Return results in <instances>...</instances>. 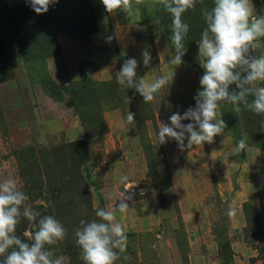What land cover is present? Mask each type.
Returning a JSON list of instances; mask_svg holds the SVG:
<instances>
[{"label":"rangeland","instance_id":"rangeland-1","mask_svg":"<svg viewBox=\"0 0 264 264\" xmlns=\"http://www.w3.org/2000/svg\"><path fill=\"white\" fill-rule=\"evenodd\" d=\"M60 1L61 12L67 5L76 18L90 20L78 0ZM94 1L100 8L86 0V9L95 8L100 30L84 36L60 32L58 49L46 40L30 49L22 44L26 37H16L11 20L16 14L11 10L28 4L0 0V182L14 177L28 195L29 169L18 157L26 148L41 164V174L37 168L32 176L56 181L55 174L48 176L54 161L60 163L56 150L86 138L90 156L81 171L93 209L115 211L120 200L129 198L124 201L129 210L116 212L127 232L126 251L116 264H264V115L235 112L225 103L218 110L227 123L224 135L183 151L171 139L160 144L157 135L160 122L170 123L174 112L195 107L204 73L198 55L206 27L201 11L183 16L189 33L184 63L176 67L168 63L174 54L172 17L162 5L134 2L133 14L125 16L108 14L101 0ZM252 3L256 14L264 15V0ZM145 49L152 57L149 68L142 62ZM260 52L264 44L253 54ZM129 58L137 59V77L145 76L149 84L174 72L170 86L144 103L135 89L120 83L121 65ZM86 78L81 89L77 83ZM128 112L135 113V127L126 123ZM96 115L107 132L85 135L84 122ZM244 137L246 149L234 155ZM32 163L25 161L26 167ZM123 176L131 188L121 182ZM61 201L68 203L65 197ZM50 202L49 197H30L26 204L36 209ZM29 225L25 233H34ZM67 239L49 247L55 256L66 257V264H83L81 249L75 241L74 248L64 245Z\"/></svg>","mask_w":264,"mask_h":264},{"label":"clouds","instance_id":"clouds-1","mask_svg":"<svg viewBox=\"0 0 264 264\" xmlns=\"http://www.w3.org/2000/svg\"><path fill=\"white\" fill-rule=\"evenodd\" d=\"M38 15L47 13L59 0H25ZM141 5L144 0H101L108 14H133V5ZM172 17L171 42L174 45L168 63L180 66L186 53L184 41L189 33V24L183 19L185 13L194 10L204 0H155ZM202 15L206 27L198 42V55L204 73L199 80L200 89L194 96L195 107H189L183 114L174 112L170 123L160 122L158 138L160 144L169 139L177 142L183 151L194 145L213 144L216 136H223L226 121L218 110L230 104L235 112L244 109L257 115H264V52L253 53L264 44V15H257L252 0H213L211 9L203 8ZM111 35L106 37L111 42ZM151 54L142 51L145 68L151 66ZM139 62L135 58L124 61L119 71L120 83L125 84L143 98L144 103L154 100L155 94L169 87L171 77H158L151 84L144 77H137ZM235 86L232 88L231 86ZM251 97V99H249ZM218 115L220 118H218ZM183 121H190L185 124ZM126 123L136 126L135 113L128 112ZM185 141L187 143L185 144ZM247 147V137L241 138L234 149V155ZM128 177L121 178L126 183ZM30 197L21 190L14 177L0 182V264H66L67 258L55 256L49 246L56 245L68 237V229L54 216L41 215L26 204ZM124 198L115 205V211L97 208L96 219H81L74 228L75 242L81 249L83 264H116L120 254L126 251L127 232L116 220V212L129 210ZM231 215V212H229ZM27 219L35 232L24 235L30 242L16 234L22 219Z\"/></svg>","mask_w":264,"mask_h":264},{"label":"trees","instance_id":"trees-1","mask_svg":"<svg viewBox=\"0 0 264 264\" xmlns=\"http://www.w3.org/2000/svg\"><path fill=\"white\" fill-rule=\"evenodd\" d=\"M78 2L82 7L84 5L85 10L82 8L83 15L88 16L90 20L76 18L74 12L70 10V8H67V5L64 11L61 12V6L63 5L62 1L50 7L48 11L49 14L44 13L38 15L29 5H25L22 8H14L11 11H14L16 14L11 20L15 27L16 37H19L20 40H24L26 37L22 44L28 45L30 49L33 43L36 44V46H41L44 44L45 40L52 43V48L56 47L58 49L57 33L64 32L74 36H84L100 30L97 23L95 8L91 7L88 11L86 9V0H78ZM92 2L98 10L100 6L94 0H92ZM212 6L213 0H204V3L198 4L196 9L202 13L203 8L211 9ZM85 82H87V78L83 82L77 84L83 89L82 85ZM96 113L95 111V114ZM84 127L86 130L85 135L91 137L98 134L102 135L107 132L105 122L100 115H96V119H94L93 122H84ZM67 148L69 149L67 150ZM56 151L55 155H59L57 160L60 161V163L54 161L51 172H48V176L51 173L55 174L51 176V178L56 181H49L46 179L44 182L41 179V182L32 176L37 168L41 174V164L30 148L23 149L20 154H18V157L24 170L25 168L29 169V176L27 175L29 178L28 196L31 198L45 197L47 199L49 197L51 201L49 207L38 205L36 206V210L39 211L42 216L54 215L68 229V243L66 242L64 245L74 248L75 243L73 241H75V236L73 230L79 225V221L81 219H96V209L92 207L90 191L81 171L82 164L87 162L90 156V149L87 139L82 138ZM23 153H25L24 156ZM27 155H29V159ZM25 161L33 163L29 165V167H26ZM67 176L68 181L66 182ZM63 197L68 200V203L61 201ZM28 222L26 218L22 219L21 223L17 226L16 234L20 236L21 239L30 242L24 235L25 231L30 227V222ZM2 259L3 257H0V260Z\"/></svg>","mask_w":264,"mask_h":264}]
</instances>
